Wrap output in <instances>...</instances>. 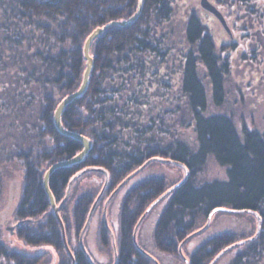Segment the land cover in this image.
I'll list each match as a JSON object with an SVG mask.
<instances>
[{"label":"trees","instance_id":"obj_1","mask_svg":"<svg viewBox=\"0 0 264 264\" xmlns=\"http://www.w3.org/2000/svg\"><path fill=\"white\" fill-rule=\"evenodd\" d=\"M137 1L0 0V120H23L21 143L3 148V155L22 168L13 216L15 234L25 244L53 250L29 255L0 240L2 264H71L42 180L53 163L73 157L82 144L57 131L53 113L81 83L87 36L108 22L128 19ZM215 1L227 8L229 18L232 6L240 20L239 13H247L244 18L250 17L251 22L242 25L240 35L246 37V31L253 30L258 36L252 25L264 19V0ZM198 9L196 0H143L132 24L108 27L90 46L93 68L88 86L65 107L61 122L65 129L89 138L91 149L80 162L56 169L48 181L59 204L69 180L83 169L94 168L74 180L59 211L74 264H92L78 237L102 188L104 172L108 181L92 215L130 173L153 157L181 163L188 175L176 187L183 176L170 184L162 176L136 178L155 161L172 164L184 174L178 164L156 159L117 190L107 209L131 182L112 232L102 219L96 230L99 246L114 253L112 233L116 264H156L148 254L160 264H186L184 256L188 264H210L220 251L245 238L248 244L235 249L236 255L226 264H260L264 256V131L246 125L242 117L237 128L232 113L211 111L225 106L230 85L241 97V84L250 88L261 80L251 63L260 59L257 49L264 46L258 43L247 53V48H240L242 71L236 75L231 52L239 47L230 42L217 49ZM250 40L248 44H254ZM186 127L193 131V142L183 137ZM209 157L225 167L226 176L199 183L197 176ZM92 175L99 184L77 194L78 183ZM165 192L138 226L136 238L147 228L148 242H135L136 223ZM216 208L238 211L219 210L213 216L229 213L252 219L246 210L259 213L261 231L252 238L232 231L210 233L208 225L193 234ZM190 234L180 254L178 246ZM84 247L94 264H101L92 258L90 246ZM113 258L114 254L111 264Z\"/></svg>","mask_w":264,"mask_h":264},{"label":"rangeland","instance_id":"obj_2","mask_svg":"<svg viewBox=\"0 0 264 264\" xmlns=\"http://www.w3.org/2000/svg\"><path fill=\"white\" fill-rule=\"evenodd\" d=\"M216 8L223 14L225 17L229 32L223 28L221 23L209 12L202 9L200 6V0H196L198 3V11L200 13L202 21L207 25L209 32L212 34L217 49L221 43H235L236 47L239 49L231 50V63L232 69L236 75H239L242 71V68L239 67L241 55L239 53L240 48H247L245 53L250 52V48L252 46H258V43H263L264 46V33L263 30V21L255 20L253 21V27L255 31L257 29L258 36L251 33L253 30L246 31V37L241 36L240 33L242 31L243 26L246 25V21L251 22L250 17L244 18L247 16V13H239L241 15V20L237 18V8L232 6L231 8V18L227 17V8L220 7L216 3L215 0H209ZM192 3V1H191ZM247 11V9H246ZM258 14V13H257ZM257 14L255 17H258ZM264 15V9L263 13ZM253 16V13H252ZM253 18V17H252ZM246 19V20H245ZM263 35L261 41L258 40L260 35ZM256 38V39H255ZM251 39V40H250ZM249 40L252 41L254 44H248ZM249 48V49H248ZM258 58L256 62H252V69L257 71L261 77V82L259 81L255 85L251 86L250 88L242 87V96L240 97L239 91L233 88L232 85L229 87V93L227 98V103L222 108H211V111H224L227 113H232L235 125L237 128L241 126L240 117H242L246 125H254L256 128L264 131V47L258 48ZM262 59V60H261ZM257 63V64H256ZM259 64V65H258ZM258 65V67L256 66ZM2 115V110L0 108V117ZM23 120H0V240L3 241L8 246L12 247L13 249L20 251L25 254H37L44 251H49L53 253V250L48 248L47 246H31L25 244L21 241L15 234V225L14 224V209L16 207L20 191H21V184H22V168L20 163H17L15 159H7L3 154L5 150L4 147L14 144L21 143L20 135H22L19 131L22 129ZM13 127L14 131L10 128ZM10 132L13 133L11 136ZM183 137L188 141H194V134L191 128L186 127L182 130ZM16 146V145H15ZM140 172V171H139ZM148 176H162L167 179V182L173 183L178 180L181 176H183V171L179 168L177 169L172 164H162L161 162L155 161L149 164L144 170L139 173L136 178L139 177H148ZM226 176L225 167L218 164L213 157H209L206 160L205 166L203 167L202 171L197 176L199 183L204 180H211L214 178L223 179ZM100 182L96 180L94 176H86L84 179L78 183L79 189L78 193L83 192L88 189H93L96 185ZM130 183L125 186V189L121 192L117 199L113 200L114 202L110 206V208H106L105 218L107 221L108 226L110 227L111 231L112 228L114 229V223H116V217L119 210L120 201L122 199L123 193L130 187ZM77 186V187H78ZM98 187V186H97ZM105 202V201H104ZM104 206V204H103ZM103 206L99 207L94 215L91 216L90 222L83 234L82 243L84 246L88 244L90 246V250L92 251V258L99 259L101 264H111L112 255L114 254L113 251L110 249H106L105 251L102 249L96 239V230L98 228V223L100 219L103 220ZM60 211V209H59ZM94 212V211H93ZM150 212V211H149ZM93 214V213H92ZM152 213V217H154ZM150 215V216H151ZM104 221V220H103ZM114 222V223H113ZM262 224V220H261ZM10 226H14L12 232H10L7 228ZM210 233H217L220 231H232L235 234H246L249 237H254L257 231V220L256 217L253 216L252 219L249 218V215H240V214H229L223 213L219 215H212L210 220ZM112 227V228H111ZM144 228V232L142 233V237L139 239L136 238V242L141 240L142 242H148L149 239V232ZM261 231V227L258 233ZM148 232V234H147ZM257 233V235H258ZM137 234V233H136ZM256 235V236H257ZM248 237V238H249ZM255 238V237H254ZM247 238L243 239L246 240ZM195 239H193V242ZM190 241L186 244L189 245L193 243ZM239 242V241H237ZM248 244V241L241 243L240 245L234 246V248L229 249L227 253L221 256L218 259L216 264H226L232 260V258L236 255L237 250L240 249L244 245ZM149 247L150 244H149ZM87 249V248H86ZM234 250V251H232ZM161 257V256H159ZM164 257V258H163ZM164 261L166 262L165 258H169L167 261L168 263L174 260L168 256H162ZM171 258V260H170ZM108 261V262H107ZM114 261V258H113ZM2 260H0V264H2ZM50 264H54V261ZM160 264V263H159ZM258 264V263H257ZM260 264H264V256L261 259Z\"/></svg>","mask_w":264,"mask_h":264},{"label":"water","instance_id":"obj_3","mask_svg":"<svg viewBox=\"0 0 264 264\" xmlns=\"http://www.w3.org/2000/svg\"><path fill=\"white\" fill-rule=\"evenodd\" d=\"M142 5H143V0H138L137 1V7H136V10L135 12L126 20H122V21H111V22H108L106 23L105 25L103 26H100V27H97L95 28L86 38V40L84 41V44H83V56L85 58V69H84V72H83V75H82V80H81V83L78 87V89L76 91H74L73 93H70L68 94L67 96H65L59 103L58 105L56 106L55 110H54V113H53V124L55 126V128L57 129L58 132H60L61 134L65 135V136H68V137H71V138H74L78 141L81 142L82 144V149L79 153H77L76 155H74L73 157L71 158H68V159H65V160H61V161H58V162H55L53 163L44 173L43 175V180H42V186H43V189L45 191V193L47 194L48 196V199H49V203H50V206L51 208L53 209L54 211V214L59 222V225H60V228H61V236H62V241H63V244H64V247L65 249L67 250L70 258H71V264H74L75 261H74V257L69 249V246L67 244V241H66V237H65V230H64V226H63V222L60 218V215H59V209L61 207V204L66 200L68 194H69V191H70V188H71V185L72 183L74 182V180L79 177L80 175H82L83 173H85L86 171H90V170H93L94 168L92 167H88L86 169H83L79 172H77L68 182V185H67V189H66V194L63 198V200L59 203V204H56V201L49 189V184H48V181H49V177L50 175L58 168H62V167H68L72 164H75V163H78L80 162L84 156L90 151L91 149V140L77 132H72V131H69L67 129H65L62 125V122H61V115L65 109L66 106L70 105L76 98L80 97L86 90L87 86H88V80H89V75L92 71V68H93V59L89 53V50H90V46L93 42V40L98 37L103 31H105L108 27L110 26H114V25H117V26H121V27H124V26H127V25H130L132 24L139 16V14L141 13V10H142ZM200 6L202 9L206 10L207 12H209L210 14H212L220 23L221 25L223 26L224 29H226L227 32H229V29H228V26H227V23H226V20L223 16V14L216 8L215 5H213L209 0H200ZM156 159H159V160H163V161H167V162H171V163H175V164H178L179 166H181L184 170V174H183V177L182 179L177 183L175 184L173 187H176L178 186L179 184H181L187 177L188 175V169L182 165L181 163H178V162H174L172 160H169V159H163V158H158V157H153L151 159H148L147 161H145L140 167H138L136 170H134L132 173H130L112 192L111 194L106 198L105 202H104V206H103V220H104V223L106 225V227L108 228V230L110 229L108 224H107V221H106V218H105V212H106V208H107V205L109 203V201L111 200V198L114 196V194L117 192V190L129 179L131 178L133 175H135L136 173H138L140 170H142L149 162H151L152 160H156ZM100 170V169H98ZM105 178H104V182H103V185H102V188L100 190V192L98 193V195L96 196L90 210H89V213H88V216H87V219H86V222L83 226V228L81 229L80 231V234H79V237H78V241H79V245L81 246L82 250L85 252V254L87 255V257L91 260L92 264H94V262L92 261V259L90 258L87 250L85 249V247L83 246V243H82V237H83V234L90 222V219H91V216H92V213L94 211V208L96 206V203L98 202V200L100 199L104 189H105V186L107 184V181H108V175L107 173H105ZM172 189V188H170ZM169 189V190H170ZM168 190V191H169ZM167 191V192H168ZM166 194V192L164 194H162L161 196H159L156 200H154L149 206L148 208L145 210V212L141 215V217L139 218L138 222L136 223L135 225V228H134V231H133V240L136 242V233H137V229H138V226L140 224V222L142 221V219L145 217V215L150 211V209ZM219 210H227V211H231V212H234V211H238V210H232V209H226V208H216L214 210H212L208 217H207V220L205 222V224L200 228L198 229L197 231L193 232V234H196L197 232L199 231H202L204 228H206L209 223H210V220H211V217L212 215L214 214L215 211H219ZM246 212L248 213H251L253 216L256 217V220H257V231H256V234L254 235V237H256L259 229H260V225H261V216L259 215V213L255 212V211H251V210H246ZM17 225V224H16ZM10 232H12V230L14 229V226H10L7 228ZM110 232H112L110 230ZM111 234V239H112V244H113V248H114V262L113 264H116V261H117V252H116V249H115V245H114V239H113V235L112 233ZM192 234H190L188 237H186L178 246V250H179V253L182 254V245L185 243V241L187 239H189L191 237ZM252 237V238H254ZM252 238H249V239H252ZM248 239L246 240H241L239 242H236L232 245H230L229 247L223 249L222 251H220L215 257L214 259L211 261L210 264H214L222 255L223 253H225L226 250L232 248L233 246L237 245V244H240V243H244L246 242ZM148 256L156 263V264H159L158 261L152 257L151 255L148 254ZM184 260H185V263L188 264V260L187 258L184 256Z\"/></svg>","mask_w":264,"mask_h":264}]
</instances>
